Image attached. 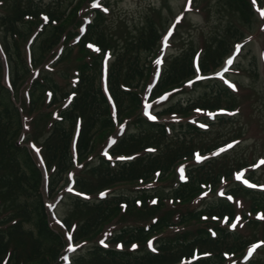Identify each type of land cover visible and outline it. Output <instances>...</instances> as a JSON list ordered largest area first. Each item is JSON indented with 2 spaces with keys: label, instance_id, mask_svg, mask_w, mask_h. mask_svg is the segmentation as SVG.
<instances>
[{
  "label": "trees",
  "instance_id": "1",
  "mask_svg": "<svg viewBox=\"0 0 264 264\" xmlns=\"http://www.w3.org/2000/svg\"><path fill=\"white\" fill-rule=\"evenodd\" d=\"M79 1L44 4L42 0H0L10 12L0 15V264H64L67 241L50 226L42 194L43 173L26 144L20 142L24 137L23 117L35 113L46 100L47 108H54L50 110L56 113L40 151L47 195H57L72 175L76 196L70 217L61 224L74 245L90 241L121 212L130 218L139 212H156L166 203L184 207L176 222L156 218L148 225L125 226L104 245H91L69 264H227L252 245L263 247L264 200H256L257 191L232 183L233 187L214 203L189 209L201 192H212L241 171L232 162L224 165V156L204 159L188 168L185 181L168 192L94 199L121 184L163 181L183 161L205 158L219 150L206 139L210 135L208 121L179 124L174 129L160 123L159 117L232 112L235 99L231 90L218 84L213 95L204 93L197 100L176 103L158 112L156 120L146 119L140 89L155 72L153 60L164 30L157 23L146 22L132 31L124 25V32L118 34L116 25L104 23L102 13L96 11L85 33L81 37L77 33L78 41L69 45L67 20L75 17L74 6ZM224 3L240 12L242 19L251 14L249 0ZM228 43L220 39L203 53L183 50L171 57L146 102L152 104L197 75L205 78L215 73L233 51L227 52L232 48ZM74 53L78 61L89 60L79 62L75 82L67 89L45 75L44 69L52 65L49 57L54 56L59 66L71 62ZM34 71L37 76L31 80ZM58 106L61 108L56 112ZM125 121L128 123L122 134L115 135ZM98 141L101 150L106 149V157L101 155L96 165L88 166L86 161L95 153ZM222 166L228 170L222 172ZM239 193L251 197L248 213L261 218L249 221L251 237L215 224L222 221L228 227L234 223L233 201ZM208 222L212 225L204 224ZM192 224L203 225L192 238L176 235L147 247L153 237ZM246 264L261 263L251 259Z\"/></svg>",
  "mask_w": 264,
  "mask_h": 264
},
{
  "label": "rangeland",
  "instance_id": "2",
  "mask_svg": "<svg viewBox=\"0 0 264 264\" xmlns=\"http://www.w3.org/2000/svg\"><path fill=\"white\" fill-rule=\"evenodd\" d=\"M57 1L42 0L44 4ZM74 7H76L75 17L71 21L67 20L66 27L69 45L74 43L77 33L83 29V26L88 25L87 23L92 18L94 19L95 11L102 13L104 23L116 25L118 34L124 32V25H127L132 31L146 22L157 23L159 28L164 30L165 39L157 48L153 60L155 73L140 89L144 100L153 84L155 74L158 75L159 71L164 68L165 62L181 51L193 50L203 53L207 46H213L215 41L220 39L226 40L232 47L227 52L230 53L236 47L224 68L206 78L198 77L152 104L145 103L143 109V114L151 118V115L156 116L159 111L176 103L197 100L204 93L213 95L218 84L227 87L231 90V97L233 94L235 99L232 112L210 114L195 112L185 118L159 117L160 123L167 124L169 127L172 126L174 129L178 128L179 124L208 121L210 135H206V139L210 140L211 146L216 145L220 149L205 158L183 161L176 166L174 173L163 181L121 184L99 196H95L94 199H103L113 195L134 198L144 193L155 195L156 192L163 190L168 192L182 181L183 172H186L188 168L202 163L204 159L224 156L223 164L225 165L227 161L232 162L235 164L234 167L241 169L240 173L236 176L233 175L231 180L223 182L212 192L207 190L201 192L190 204L189 209L196 210L209 203H214L219 197H222L224 192L226 193L229 188H232L233 184L257 191L256 200H264V0H249L251 14L246 20L242 19L240 12L224 3V0H80L78 5ZM7 10L9 12L7 4L0 5V15L2 12L6 14ZM236 40H241V43L236 44ZM73 57L71 62L59 66L55 65L54 56L49 57L48 62L52 65L45 67L44 74L50 75L58 85L69 89L75 82L79 62L89 60L88 57H85L78 61L79 56L76 53ZM35 78L33 73L30 79ZM47 104L48 100L35 113H27L23 117L24 137L22 140L20 139V142L26 144L42 171L39 158H41L42 141L46 137L44 133L51 130L56 117L55 110L53 112L50 110L54 108L48 109ZM59 107L61 108V106L56 107V112L60 109ZM126 121L122 126L116 128L115 135L120 136L122 134L125 129L124 125L128 123ZM101 146L102 143L98 141L95 153L86 161L88 166L96 165L99 156H104ZM224 167H220L222 172L228 170L223 169ZM44 178L42 194L46 201L48 219L51 228L64 236L67 241L62 257L66 261H71L78 254H84L91 245H104L125 226L148 225L156 218H166L176 222L184 208L180 205L166 203L163 208L156 212L152 210H150L152 212L150 214L139 212L130 218H125L126 213L121 212L115 219L104 225L98 235L90 241L74 245L71 243L70 235L60 223V221L70 217L71 214L72 199L75 196L71 186L73 177L69 175L59 193L51 198L47 195L45 174ZM236 196L237 198L233 201L236 222L228 227L224 226L222 221L215 224L223 229L238 232L243 237H251L252 226L249 221H256L261 218L256 215L252 216L247 211L251 197L241 193ZM149 205V207H155L152 203ZM69 223L73 224L75 221ZM204 224L212 225L211 222ZM202 226L192 224L165 231L160 236L153 237L147 247L152 248L160 240L171 239L176 235L192 238L196 229ZM253 247L255 250L235 259L230 258L227 264H244L251 259L264 264V246L255 245Z\"/></svg>",
  "mask_w": 264,
  "mask_h": 264
}]
</instances>
